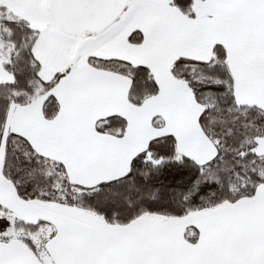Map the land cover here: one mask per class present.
I'll use <instances>...</instances> for the list:
<instances>
[{"label": "snow or ice", "instance_id": "obj_1", "mask_svg": "<svg viewBox=\"0 0 264 264\" xmlns=\"http://www.w3.org/2000/svg\"><path fill=\"white\" fill-rule=\"evenodd\" d=\"M0 264H264V0H0Z\"/></svg>", "mask_w": 264, "mask_h": 264}]
</instances>
